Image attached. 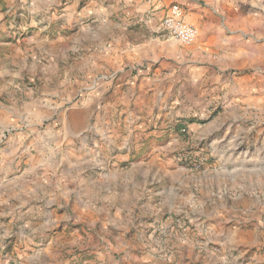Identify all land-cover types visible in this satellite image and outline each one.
Instances as JSON below:
<instances>
[{"label":"rangeland","instance_id":"374dc122","mask_svg":"<svg viewBox=\"0 0 264 264\" xmlns=\"http://www.w3.org/2000/svg\"><path fill=\"white\" fill-rule=\"evenodd\" d=\"M128 8L0 0V264H264V28L203 110L102 57L157 39Z\"/></svg>","mask_w":264,"mask_h":264},{"label":"crops","instance_id":"0c3cea01","mask_svg":"<svg viewBox=\"0 0 264 264\" xmlns=\"http://www.w3.org/2000/svg\"><path fill=\"white\" fill-rule=\"evenodd\" d=\"M120 1L129 7L135 19H144L149 14L155 21L156 17H163L176 4L183 9L185 21L197 29L198 38L192 51L158 39L140 44H134L128 38L114 40L102 52L103 58L116 62L118 67L119 63L129 65L137 61L138 65L153 68L151 73L159 76L151 90L163 94L168 87L178 83L184 88L190 107L211 109L217 99H221L218 103L224 106L226 102L221 97L214 98L216 93L219 95L222 92L224 96L231 88L237 93L242 91L238 85L231 84L226 73L240 66L249 67L251 51L248 33L264 28V0ZM144 22L148 23L147 20ZM263 42L264 39L257 41L261 46ZM250 80L251 76L245 75L238 79V83L241 81L248 85ZM227 121L230 122V119ZM147 226L142 227L143 232H147Z\"/></svg>","mask_w":264,"mask_h":264},{"label":"built area","instance_id":"2783aa9c","mask_svg":"<svg viewBox=\"0 0 264 264\" xmlns=\"http://www.w3.org/2000/svg\"><path fill=\"white\" fill-rule=\"evenodd\" d=\"M157 39L161 41H175L184 45H191L197 39V30L185 21V13L178 6H171L164 15L156 31Z\"/></svg>","mask_w":264,"mask_h":264}]
</instances>
